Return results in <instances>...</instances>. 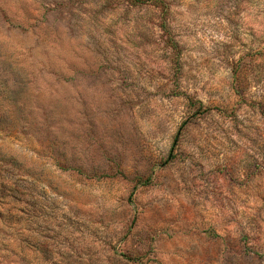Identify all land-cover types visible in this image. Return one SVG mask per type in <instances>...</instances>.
<instances>
[{"label":"rangeland","instance_id":"obj_1","mask_svg":"<svg viewBox=\"0 0 264 264\" xmlns=\"http://www.w3.org/2000/svg\"><path fill=\"white\" fill-rule=\"evenodd\" d=\"M0 264H264V0H0Z\"/></svg>","mask_w":264,"mask_h":264}]
</instances>
